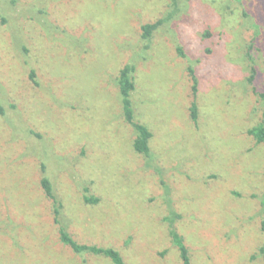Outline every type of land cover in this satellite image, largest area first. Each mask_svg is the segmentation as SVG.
<instances>
[{"label": "rangeland", "instance_id": "obj_1", "mask_svg": "<svg viewBox=\"0 0 264 264\" xmlns=\"http://www.w3.org/2000/svg\"><path fill=\"white\" fill-rule=\"evenodd\" d=\"M10 1L0 0V264H112L60 243L42 178L67 232L125 264H181L169 226L190 264H264V146L246 133L262 113L264 0ZM166 17L146 47L141 27ZM125 65L148 157L122 116Z\"/></svg>", "mask_w": 264, "mask_h": 264}, {"label": "trees", "instance_id": "obj_2", "mask_svg": "<svg viewBox=\"0 0 264 264\" xmlns=\"http://www.w3.org/2000/svg\"><path fill=\"white\" fill-rule=\"evenodd\" d=\"M236 3H242L243 0H228ZM12 4H15V0L10 1ZM242 16L248 17V14L242 12ZM171 17H166L164 19L158 20L152 24H145L141 27L142 34L141 38L146 42V47L150 42V38L152 34L162 25L164 22L170 20ZM209 34L207 33L206 36ZM178 55L185 58V55L181 48L177 50ZM188 75L192 82V93L195 94L197 91V79L194 74V70L192 67H188ZM135 68L132 65H125L119 72L117 77V88L119 90V97L120 103L122 107V116L124 121L130 125L134 131L135 136L132 140V148L134 152L139 155H143L144 157H148L150 155V148H149V141L152 138L151 132L147 129L146 126L139 124L134 121V112L131 102V93L134 91V81H133V74ZM256 75L254 69L250 72V77H248L247 82L251 83ZM30 77H33V73L30 74ZM257 97L262 103V113L259 123L247 130V135L252 137L256 145H263L264 146V92L256 93ZM3 114V109L0 106V115ZM190 118L193 123L197 121V108L195 103L193 102L190 106ZM40 186L44 191L46 197L52 203L53 215L54 219L53 222L58 225V240L61 244L68 247L73 253L81 254V253H89L92 255L102 256L109 259L112 264H125L122 259V256L118 251L113 248H104L96 245H86L78 243L68 232L67 230L61 225L59 219L60 211L62 209L61 202L56 199L53 194L52 186L50 181L47 178H42L40 181ZM85 201H88L84 198ZM96 202L97 200H93ZM260 215L261 222H260V230L264 234V192L260 198ZM169 237L171 238L172 245L177 248L181 264H190V256L187 246L184 243L182 237H180L173 229L172 226H169ZM259 253L263 255L264 259V247L259 250Z\"/></svg>", "mask_w": 264, "mask_h": 264}]
</instances>
